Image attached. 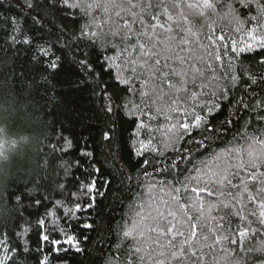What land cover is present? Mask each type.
I'll list each match as a JSON object with an SVG mask.
<instances>
[{"label": "snow or ice", "instance_id": "snow-or-ice-1", "mask_svg": "<svg viewBox=\"0 0 264 264\" xmlns=\"http://www.w3.org/2000/svg\"><path fill=\"white\" fill-rule=\"evenodd\" d=\"M16 3L0 30L11 29L8 48L31 66L14 73L20 88L5 103L50 108L53 157L73 150L66 122L80 127L78 158L60 164L65 177L80 175L54 194L34 180L8 193L16 216L0 223V264H67L86 252L112 184L89 147L110 148L125 132L137 163L113 165L124 207L101 236L100 264H264V0ZM56 14L68 23L42 43L36 32ZM20 139L0 122V163Z\"/></svg>", "mask_w": 264, "mask_h": 264}, {"label": "trees", "instance_id": "trees-1", "mask_svg": "<svg viewBox=\"0 0 264 264\" xmlns=\"http://www.w3.org/2000/svg\"><path fill=\"white\" fill-rule=\"evenodd\" d=\"M41 3H43V0H41ZM20 11L21 9L16 0H0V16L15 17L19 15ZM24 14L25 16L28 15L27 12ZM62 17L63 14L45 16V28L47 31L36 32L38 38L43 37L42 43L45 40L56 42V37L59 33L56 32L55 26H59L61 23H68ZM47 21H51V23H47ZM20 22L23 23V20ZM28 26L31 27L30 21ZM5 28V25L0 24V29ZM10 32L11 29L0 30V81L4 82L3 89H0V122H7L13 134L18 139H22H20L19 146L13 153L14 158L0 163V223L7 222L9 226L13 223L16 212L14 211V200L9 201L8 193L16 191L17 186L21 182L34 180L43 185L42 191L50 190L53 194L56 186L60 183L71 187L68 181L71 179L72 174L75 173V175L79 176L80 173L72 169L69 176L65 177L64 168H61L60 164L65 161L71 164L78 158V154L75 151V140L82 131L80 127H73L70 122H66L65 126L69 127L70 131L66 132L65 135L73 140V150L66 157L60 158L58 153L53 157V154L45 146L47 144L45 136L50 131L49 122L56 119V117L47 114L50 108L49 110L40 111V106L35 105V110L32 113H26L19 107L14 108L11 101L5 103L7 89L12 88L18 91L20 88L21 81L17 79L14 73L21 71L23 67L31 66L28 63L27 52L17 55L8 48V44L11 42ZM65 43L69 42L65 37H62L57 47H62ZM72 54L71 47H69L67 55L71 57ZM246 55L254 56L255 54ZM59 118L61 120L64 119L63 116ZM127 136L128 133L125 132L121 138L114 139L110 148L107 142L103 146L98 147L93 143L89 147V150L94 152L95 159L100 161L95 166L101 167L106 178L112 180L111 194L107 199H101L99 207L93 210V219L96 221L100 231L86 232L89 239L82 243L86 252L84 254H72L67 258V264H100L99 248L107 247L101 236L105 239L109 237V234L104 230L111 219H119V210L124 207L123 204L118 203V198L124 194L121 191L120 184L123 177L113 168V165L119 164L125 170H131L130 165L137 163V159L134 156L131 160L129 159V148L125 146ZM84 167H87V165H84ZM108 172H113L115 179L112 176H108ZM25 203H28V201H25ZM114 206L117 209L115 212L112 211ZM24 215L27 217L28 213L24 212ZM33 247H35V244H33ZM31 264H34V262H31ZM53 264H55V261Z\"/></svg>", "mask_w": 264, "mask_h": 264}]
</instances>
